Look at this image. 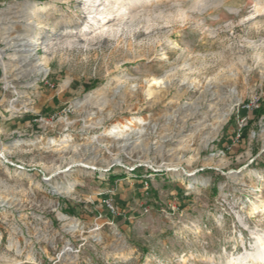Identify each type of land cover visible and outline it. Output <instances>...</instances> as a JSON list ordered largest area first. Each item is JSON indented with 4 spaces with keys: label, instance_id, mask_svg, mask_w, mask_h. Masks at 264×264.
I'll return each mask as SVG.
<instances>
[{
    "label": "rangeland",
    "instance_id": "1",
    "mask_svg": "<svg viewBox=\"0 0 264 264\" xmlns=\"http://www.w3.org/2000/svg\"><path fill=\"white\" fill-rule=\"evenodd\" d=\"M257 234L264 0H0V264H227Z\"/></svg>",
    "mask_w": 264,
    "mask_h": 264
},
{
    "label": "bare ground",
    "instance_id": "2",
    "mask_svg": "<svg viewBox=\"0 0 264 264\" xmlns=\"http://www.w3.org/2000/svg\"><path fill=\"white\" fill-rule=\"evenodd\" d=\"M114 6H118V11L125 12L123 15L130 14L128 9H125L124 6H121L118 1L114 3ZM163 97H165V95ZM258 209L259 206L255 205L253 207V212H256ZM255 241L256 243L254 252L238 259H231L227 264H264V234H257L255 237Z\"/></svg>",
    "mask_w": 264,
    "mask_h": 264
},
{
    "label": "built area",
    "instance_id": "3",
    "mask_svg": "<svg viewBox=\"0 0 264 264\" xmlns=\"http://www.w3.org/2000/svg\"><path fill=\"white\" fill-rule=\"evenodd\" d=\"M109 206L111 207V205L109 204Z\"/></svg>",
    "mask_w": 264,
    "mask_h": 264
}]
</instances>
